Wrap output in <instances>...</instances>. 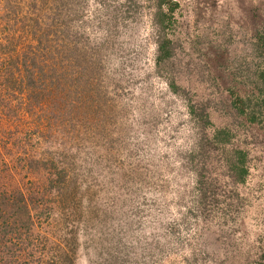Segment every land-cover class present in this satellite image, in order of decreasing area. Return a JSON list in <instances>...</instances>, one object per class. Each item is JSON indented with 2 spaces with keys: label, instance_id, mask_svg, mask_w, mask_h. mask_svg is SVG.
<instances>
[{
  "label": "rangeland",
  "instance_id": "rangeland-1",
  "mask_svg": "<svg viewBox=\"0 0 264 264\" xmlns=\"http://www.w3.org/2000/svg\"><path fill=\"white\" fill-rule=\"evenodd\" d=\"M156 1L0 0V192L11 211H31L32 231L48 240L45 249L59 248L67 212L74 264H251L264 235V130L227 109L229 91L243 95L258 84L264 0H179L173 26L164 30L173 55L161 76L153 63ZM65 21L70 34L81 26L112 28L108 45L100 34L108 62L88 69L76 49L67 57L73 64L60 66L68 44L54 31ZM31 54L38 60L28 62ZM65 66L85 86L75 92L78 102L71 96L61 102L71 88L58 80L44 86L47 95L23 89L25 76L36 80L43 72L48 82L49 71ZM190 74L212 86L201 104L208 118L202 113L195 121L188 102L168 87L170 76L180 81ZM211 125L228 129V148L212 144ZM235 147L246 152L249 172L229 199L233 184L218 175L227 172ZM193 162H200L206 187L210 172L216 175L226 217L188 213L199 202L213 205L212 196L187 194L202 173ZM71 189L76 205L83 198V223L74 207L69 213L62 205Z\"/></svg>",
  "mask_w": 264,
  "mask_h": 264
},
{
  "label": "trees",
  "instance_id": "trees-1",
  "mask_svg": "<svg viewBox=\"0 0 264 264\" xmlns=\"http://www.w3.org/2000/svg\"><path fill=\"white\" fill-rule=\"evenodd\" d=\"M6 1L7 4H9V0ZM178 6L179 0H157L154 7L155 10L153 22L157 28L158 34L156 39V52L153 63L156 68V72H159L160 76L162 75L166 64L169 62L173 55L172 40L169 38L168 33L164 30L173 26V14ZM63 14H59L58 17L62 19ZM71 31L72 26L70 22L68 23V21L63 22V24L58 26L54 31V34L59 33L64 36L67 39L68 44V46H62L64 50V57L60 58V66L64 65L62 64V61H64V63H67L68 61L72 62L71 58L67 57H69L70 55L75 56V52L73 51H75L76 49L81 52V54L76 55L82 57L86 63H89L88 69H91L92 66H96L99 64V67H101L103 63L108 62L107 59H109L110 51H108V46L101 45L100 39L102 37H100V34L102 33V31H104L105 39L103 40V42H106V44L108 45V42L112 39V36L115 33H113L112 28L105 24L104 28H102V25L98 27L91 26V28L81 26L79 28V31H74L70 34ZM46 32L48 33L49 31L44 30L43 33ZM258 40L260 43V48L264 49V32H261ZM43 43L44 41H41L38 45V57H40L41 53L43 52ZM36 60H38L36 59V55L31 54L28 62H34ZM262 67L261 72L257 71L260 70L258 66L256 67L255 71V79L258 80V84L256 82V84L249 86L245 94H232V92L229 91L228 98L230 99V105L227 109V113L230 115L231 113H233L236 119L244 121L246 120L247 122H249V124L259 125L260 128L264 130V65ZM82 68L85 71L87 70L84 67ZM59 69L60 71H57L56 73L49 71L48 82H43V72L40 73V78L37 77L36 80L31 78L30 75H28L27 77L25 76V80L23 81L25 85H23V89L24 87H29V89H32L33 91L42 90V92L44 91L47 95L49 93V89L48 91H46L44 86L50 87L51 85H53L52 82L54 80H58L59 83H66L69 88H71L67 97H64L61 102L63 103L64 101H67L68 97L70 96L73 98V100H76L75 102H78L80 94H76L75 92H77L79 88H82V90H84L85 86L80 81V83L77 82V80L75 79L76 77L74 78L73 74H70L66 71L67 66H65L64 68L59 67ZM39 70L42 71L41 68H39ZM79 74H81V71L79 72ZM192 76L193 74H190L185 79L180 78V81L178 75L170 76L168 87L171 93L183 97L184 100L188 102L187 105L189 115L193 116L194 120L196 121L201 120L202 113H205L204 117L208 118V114L205 110L206 108H203L201 104H203L202 101L209 99V93H211L210 88L212 86H210L208 82H201L199 79L192 78ZM10 82L12 84L14 83L12 77L8 78V84H10ZM59 83H57V85H59ZM196 85L197 87H200V89H198L197 91L195 90ZM72 93L75 94L72 95ZM73 103L74 102H70V104ZM56 107L63 111V106H61L60 104ZM58 109V113H61V111H59ZM199 109L201 114H199L198 117L195 114L198 115L197 111ZM65 114L67 115V113ZM58 116L59 114L57 115V117ZM57 120L60 119L57 118ZM208 123L204 125H208ZM210 133L212 134L211 136L215 141L212 143L213 145H216L218 147L222 146L223 149L228 148L230 140L232 138H230L228 129L214 128V126L211 125ZM53 139L54 137H49L48 139H46L44 141L45 146L50 147L53 143ZM246 157V152L241 149H238L236 147L229 149L227 162L225 163V171L227 172L218 175L221 178L226 177L231 182V184H233L231 189H229L232 194V196L228 195L229 199L235 198V195L238 192L236 187L245 184V178L247 177L249 172ZM199 163L200 162H193L192 167H195L198 171H202L199 168ZM201 167L203 168L202 164ZM221 169L224 170L223 168ZM204 173L205 172L202 171L200 175H196L197 178H195V183L193 185L192 191L187 192V194L189 193L190 196H193V199L202 200L206 199V197L212 196L213 205L211 206L210 204L205 203L200 204L199 202L195 206V209L199 212L194 209H190L188 210V213L191 215L192 213L203 215L204 218L210 215L215 217L217 215H220L219 217H226L229 213L228 206L225 209L222 208L223 212L219 211L218 207L219 204L221 205L219 198L222 197L223 194L221 195L217 193L219 187L218 181L215 178L216 175L210 172L209 176L212 177L211 184L206 187V184H208V182H206L207 177L203 175ZM76 193L73 189H71V191H68L62 205L65 206V210L67 208V211H69V213H71L72 208L74 207V213L79 216L76 221L78 223H83L85 221V217L82 212V207L85 206L83 205V198H79L76 205ZM3 195L4 192H0V264H74L75 259L72 256L74 252L67 248V238L69 237V235L74 234L71 228L69 233L66 231V228L72 226V224H70L72 220H69V214L67 212L65 216H62L61 218L64 228L62 229V234L58 235V237L60 238H57V240L59 239L60 241L59 248L53 250H50L49 248L45 249L47 247L46 245L48 244V240L42 237L39 238L35 236L34 231H32L34 223L31 221V211H27V209L24 210L19 206H17L16 211H11L12 207H8L7 204L9 203L5 198H3ZM218 212H220L221 214ZM73 237L74 235L71 236V238ZM36 242H38V244H36ZM39 246H42V248L40 247L41 252L37 251ZM255 249V257L254 260L251 261V264H264V235L256 240Z\"/></svg>",
  "mask_w": 264,
  "mask_h": 264
}]
</instances>
